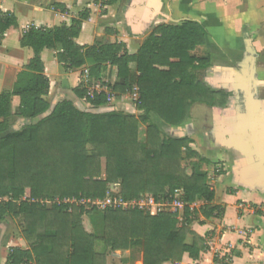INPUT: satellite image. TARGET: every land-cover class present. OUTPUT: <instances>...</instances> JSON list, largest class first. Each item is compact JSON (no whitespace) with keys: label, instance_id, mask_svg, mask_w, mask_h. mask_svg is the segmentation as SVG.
I'll return each mask as SVG.
<instances>
[{"label":"trees","instance_id":"obj_1","mask_svg":"<svg viewBox=\"0 0 264 264\" xmlns=\"http://www.w3.org/2000/svg\"><path fill=\"white\" fill-rule=\"evenodd\" d=\"M89 13L83 9L69 24L26 27L20 46L31 48L33 56L11 90L0 92V220L13 218L28 244L11 247L6 264H106L108 254L120 251L126 260L139 246L142 264L179 261L184 253L197 260L207 246L189 228L196 212L189 205L201 200L205 218L222 217L224 208L212 204L215 193L206 174L195 167L188 173L182 162L209 160L190 147L191 138L164 135L150 114L178 126L190 118L195 103L226 105L229 93L211 90L200 77L210 66V55L194 51L205 45L206 32L197 21L183 20L155 26L133 53L122 42L80 45L75 39ZM16 22L13 13L0 11V44ZM44 49L56 50L64 69L88 65L89 79H99L106 66L116 67L118 80L107 87L116 98L136 87L139 113L109 105L105 92L90 97L85 80L72 91L104 111L87 110L69 99L52 104L40 56ZM13 96L19 97L15 111ZM17 119L24 124L13 129ZM115 183L123 200L146 195L169 200L180 192L186 204L181 223L176 212L101 210L77 203L104 199ZM83 216L92 231L85 230Z\"/></svg>","mask_w":264,"mask_h":264},{"label":"crops","instance_id":"obj_2","mask_svg":"<svg viewBox=\"0 0 264 264\" xmlns=\"http://www.w3.org/2000/svg\"><path fill=\"white\" fill-rule=\"evenodd\" d=\"M104 1L0 0V11H9L17 19L16 24L5 32L0 44V92L11 90L16 74L33 56L31 48L20 46V38L26 27L69 24L80 11L88 9L89 18L83 21L75 41L80 45L103 39L111 43L122 42L129 53L135 52L159 24L183 20L200 23L206 32V42L204 46H198L194 53L200 55L207 51L210 55V66L201 72L200 77L211 90L231 93L221 111L234 109L232 81L240 70V63L245 59L248 41L255 51L258 80L256 96L264 113V0H117L112 4H105ZM40 56L49 80L48 99H51L52 104L69 99L87 110L106 109L92 108L72 91L73 87L84 80L88 65L64 69L57 62L54 49H44ZM7 78H11L8 83L10 88H5ZM99 80L107 84L115 83L118 80L116 67L106 66ZM134 98L135 94L131 90L119 98L114 96L111 105L138 114ZM18 104L19 97L13 96L12 110ZM223 115L221 112L216 114L213 107L204 103L193 104L190 118L178 126L166 124L156 114H150L151 121L164 135L191 138L190 147L209 160V163H204L198 159H186L182 166H189L186 171L188 173L195 167L206 174L215 193L212 204L224 208L222 217L205 218L199 211L203 202L197 200L193 208L196 212L189 228L204 239L206 250L200 253L197 260L184 253L179 261H166L162 264H264V184L251 181L241 185L236 181L235 167L241 155L222 144L227 124ZM17 122L21 125H13V129L24 124L23 119ZM82 219L85 230L92 231L88 217L83 216ZM178 219L181 223L182 211ZM187 241H191L190 235ZM11 247L27 248L28 244L19 228L7 216L0 220V264H6ZM96 249L103 250L98 242ZM215 251H228V261L215 260ZM129 255L123 260L120 251L108 254L106 264H142L140 246L132 248Z\"/></svg>","mask_w":264,"mask_h":264},{"label":"water","instance_id":"obj_3","mask_svg":"<svg viewBox=\"0 0 264 264\" xmlns=\"http://www.w3.org/2000/svg\"><path fill=\"white\" fill-rule=\"evenodd\" d=\"M257 83L255 51L248 43L245 59L232 81L234 109L221 111L222 107H213L216 114L224 113L227 119L222 144L241 155L235 167V179L241 185L251 181L264 184V113L256 96Z\"/></svg>","mask_w":264,"mask_h":264},{"label":"built area","instance_id":"obj_4","mask_svg":"<svg viewBox=\"0 0 264 264\" xmlns=\"http://www.w3.org/2000/svg\"><path fill=\"white\" fill-rule=\"evenodd\" d=\"M84 80L88 83L87 94L92 97L97 92H105L107 97L106 100L108 104H111L113 101L114 95L108 89L107 83L99 79L91 80L88 78V73L85 75ZM133 92L135 94V102L138 98L137 88L133 87ZM137 96V97H136ZM117 184V183H115ZM77 203L85 204L87 206H93L98 209H105L106 207H119L123 209L129 208H139L148 211L150 214H156L161 211L176 212L179 216V212H183V208L186 205L182 200L181 193L179 192L174 197L169 200H155L153 196L146 195L140 199L133 200H123L118 194L112 197L111 193L108 191L106 197L102 200L99 199H82ZM190 211H193L194 203L189 205ZM228 251H215L214 258L219 261L223 260L224 262L228 261Z\"/></svg>","mask_w":264,"mask_h":264},{"label":"rangeland","instance_id":"obj_5","mask_svg":"<svg viewBox=\"0 0 264 264\" xmlns=\"http://www.w3.org/2000/svg\"><path fill=\"white\" fill-rule=\"evenodd\" d=\"M51 12L49 11V14H50ZM103 40H106V39H103ZM260 48V47H259ZM261 54L263 55V51H262V49H261ZM9 82H11V78H7L6 79V86H5V88H10V86H9ZM8 84V85H7ZM10 84H12V83H10ZM49 101L51 102V99H49ZM109 105H111V104H109ZM16 110V108L13 110V111H15ZM18 120V119H17ZM17 120L13 123V125H21L20 123L19 124H17L18 122H17ZM23 123V122H22ZM12 125V126H13ZM18 128V127H17ZM185 166L183 167L186 171H187V169H188V165L187 164H184ZM119 191H120V186L118 185V184H110L109 185V192L111 193V195H112V197L113 196H115L116 194H118L119 193ZM11 218V217H10ZM11 220H12V222L16 225V223H15V221H14V219L13 218H11ZM86 221V220H85ZM86 223V226L88 227V224H87V222H85Z\"/></svg>","mask_w":264,"mask_h":264},{"label":"flooded vegetation","instance_id":"obj_6","mask_svg":"<svg viewBox=\"0 0 264 264\" xmlns=\"http://www.w3.org/2000/svg\"><path fill=\"white\" fill-rule=\"evenodd\" d=\"M249 42L247 41V43H246V49H247V44H248ZM226 92V91H225ZM231 95V93H229V96ZM229 98V97H228Z\"/></svg>","mask_w":264,"mask_h":264}]
</instances>
